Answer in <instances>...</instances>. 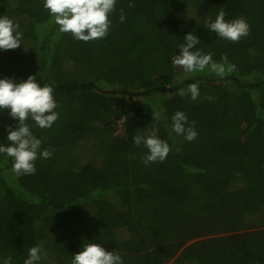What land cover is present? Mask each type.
Wrapping results in <instances>:
<instances>
[{"label": "trees", "instance_id": "obj_1", "mask_svg": "<svg viewBox=\"0 0 264 264\" xmlns=\"http://www.w3.org/2000/svg\"><path fill=\"white\" fill-rule=\"evenodd\" d=\"M43 3L0 0L22 33L0 50V79L35 75L59 113L51 128L29 118L41 150L54 149L34 175L15 176L0 154V264H24L37 245L47 254L37 264H71L93 242L123 264H264V0H117L108 35L89 42L61 33ZM221 9L250 34L234 43L205 28ZM189 32L193 51L236 70L174 67ZM191 83L195 101L178 91ZM176 111L195 121V140L172 131ZM18 123L0 111V145ZM153 128L170 152L145 165L133 137Z\"/></svg>", "mask_w": 264, "mask_h": 264}, {"label": "clouds", "instance_id": "obj_2", "mask_svg": "<svg viewBox=\"0 0 264 264\" xmlns=\"http://www.w3.org/2000/svg\"><path fill=\"white\" fill-rule=\"evenodd\" d=\"M116 2L117 0H44L43 7L54 18V23L59 26L61 33H70L77 40L89 42L108 35L111 25L109 16L115 12ZM132 6L134 5L129 4V7ZM120 12V21L123 23L126 16L122 8ZM225 15L221 9L215 20L206 19L205 28L219 38L234 43L250 34V25L246 18L226 21ZM184 38L186 43L178 46L180 54L173 55L171 62L174 67L182 68L185 74H195L208 69L210 73L223 78L236 70V66L228 62L226 55L221 57L222 62H217L213 60L211 53L193 51L200 43V38L193 35V32H189ZM21 41L19 25L7 16H0V50L17 49L22 45ZM178 91L181 97L190 93L194 101L200 96L197 83L189 84L187 92L182 88ZM57 107L53 88L48 84L41 86L37 83L35 75H30L20 82L15 79H0V111L9 110V115L19 122L15 130L9 126L7 145H0V154H5L13 161L12 172L15 176L34 175L37 171V159H49L54 154V149L41 150L42 141L31 131L29 118L34 121L32 124L36 127L51 128L59 117V113L55 111ZM153 119H160V114L155 110ZM171 120L172 131L183 135L187 141L191 142L198 137L195 121L189 124L183 111H176ZM157 133L158 129L153 128L150 133L133 137L136 146L143 145L147 149V154L142 157L145 165L163 162L170 152L167 141L158 138ZM42 259H47V254L37 245L28 250V258L24 264H37ZM11 261L12 257L9 256L3 264H11ZM71 264H123V260L119 253L107 251L101 244L93 242L85 243L82 250L73 255Z\"/></svg>", "mask_w": 264, "mask_h": 264}, {"label": "rangeland", "instance_id": "obj_3", "mask_svg": "<svg viewBox=\"0 0 264 264\" xmlns=\"http://www.w3.org/2000/svg\"><path fill=\"white\" fill-rule=\"evenodd\" d=\"M47 131H49V130H47ZM118 134H121V131H120V130L118 131ZM97 142H98V141H97ZM261 226H262V225H258V226L255 227L254 229L262 228ZM263 227H264V226H263ZM251 230H253V229H251ZM195 240H198V239H195ZM195 240H193V241H195ZM193 241H191V242H193ZM191 242H189V243H191ZM189 243H188V244H189ZM171 263H172V261H171L169 264H171Z\"/></svg>", "mask_w": 264, "mask_h": 264}]
</instances>
